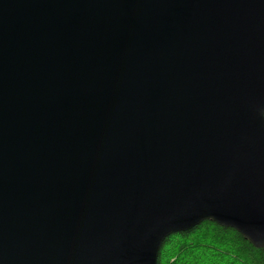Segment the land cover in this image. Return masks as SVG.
I'll use <instances>...</instances> for the list:
<instances>
[{
	"label": "water",
	"instance_id": "95a60500",
	"mask_svg": "<svg viewBox=\"0 0 264 264\" xmlns=\"http://www.w3.org/2000/svg\"><path fill=\"white\" fill-rule=\"evenodd\" d=\"M206 221L264 250V0H0V264Z\"/></svg>",
	"mask_w": 264,
	"mask_h": 264
},
{
	"label": "trees",
	"instance_id": "16d2710c",
	"mask_svg": "<svg viewBox=\"0 0 264 264\" xmlns=\"http://www.w3.org/2000/svg\"><path fill=\"white\" fill-rule=\"evenodd\" d=\"M158 264H264V250L255 248L234 229L206 221L170 236Z\"/></svg>",
	"mask_w": 264,
	"mask_h": 264
},
{
	"label": "rangeland",
	"instance_id": "374dc122",
	"mask_svg": "<svg viewBox=\"0 0 264 264\" xmlns=\"http://www.w3.org/2000/svg\"><path fill=\"white\" fill-rule=\"evenodd\" d=\"M169 257V256H168Z\"/></svg>",
	"mask_w": 264,
	"mask_h": 264
}]
</instances>
